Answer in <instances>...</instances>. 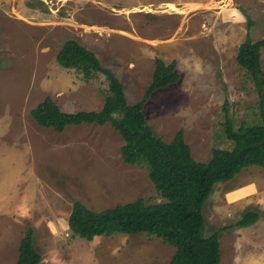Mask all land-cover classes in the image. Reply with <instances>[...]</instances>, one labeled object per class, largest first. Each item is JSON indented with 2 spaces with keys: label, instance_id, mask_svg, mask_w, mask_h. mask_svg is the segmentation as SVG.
I'll use <instances>...</instances> for the list:
<instances>
[{
  "label": "rangeland",
  "instance_id": "374dc122",
  "mask_svg": "<svg viewBox=\"0 0 264 264\" xmlns=\"http://www.w3.org/2000/svg\"><path fill=\"white\" fill-rule=\"evenodd\" d=\"M246 37L264 39V0H0V264H16L28 228L39 264H168L175 251L153 235L89 242L66 226L75 202L98 212L164 200L143 164L123 162L124 141L109 123L58 133L33 121L30 111L46 97L63 112L103 105L104 75L85 80L57 64L65 40L90 50L130 104L150 85L156 58L175 60L179 78L152 93L146 122L166 142L182 129L192 157L206 162L213 148L233 147L224 107L235 129L259 123L256 87L236 62ZM260 63L264 72V47ZM247 211L258 220L236 226ZM202 213L204 235H218L219 264H264V169L215 185Z\"/></svg>",
  "mask_w": 264,
  "mask_h": 264
},
{
  "label": "trees",
  "instance_id": "16d2710c",
  "mask_svg": "<svg viewBox=\"0 0 264 264\" xmlns=\"http://www.w3.org/2000/svg\"><path fill=\"white\" fill-rule=\"evenodd\" d=\"M253 21L247 18V28ZM264 39L252 42L246 37L238 47L237 64L248 73L257 91L259 123L241 124L234 121L224 107L223 133L233 142L231 149L213 148L206 162L196 161L186 143L183 130H178L166 142L156 135L146 122L145 103L157 89L176 82V61L166 64L154 61L152 80L143 97L136 103L126 100L122 83L108 69L101 66L95 55L74 39L65 40L56 62L63 69L79 72L83 79L96 73L104 75L107 92L98 111L63 112L46 97L30 116L42 128L61 133L67 126L83 123L99 126L109 123L124 141L121 157L128 165L143 164L156 192L164 200L147 205L142 198L98 212L79 202L72 206L67 220L69 230L79 238L92 241L94 236L114 234H147L161 239L175 248L168 264H219L220 243L217 233L204 235L202 213L204 203L213 187L231 181L243 169L254 166L264 169V72L260 70V48ZM259 218L247 211L236 226L247 227ZM41 255L33 243V229L28 228L20 239L16 264H39Z\"/></svg>",
  "mask_w": 264,
  "mask_h": 264
},
{
  "label": "crops",
  "instance_id": "0c3cea01",
  "mask_svg": "<svg viewBox=\"0 0 264 264\" xmlns=\"http://www.w3.org/2000/svg\"><path fill=\"white\" fill-rule=\"evenodd\" d=\"M66 226H67V223H66ZM67 227H68V226H67ZM98 237H102V236H94L93 239H96V238H98ZM93 239H92V241H93ZM92 241H89V242H92Z\"/></svg>",
  "mask_w": 264,
  "mask_h": 264
},
{
  "label": "built area",
  "instance_id": "2783aa9c",
  "mask_svg": "<svg viewBox=\"0 0 264 264\" xmlns=\"http://www.w3.org/2000/svg\"><path fill=\"white\" fill-rule=\"evenodd\" d=\"M66 236H68V235L66 234Z\"/></svg>",
  "mask_w": 264,
  "mask_h": 264
},
{
  "label": "bare ground",
  "instance_id": "6f19581e",
  "mask_svg": "<svg viewBox=\"0 0 264 264\" xmlns=\"http://www.w3.org/2000/svg\"><path fill=\"white\" fill-rule=\"evenodd\" d=\"M173 7V6H172Z\"/></svg>",
  "mask_w": 264,
  "mask_h": 264
}]
</instances>
